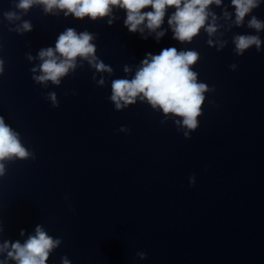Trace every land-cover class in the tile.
I'll use <instances>...</instances> for the list:
<instances>
[{
  "label": "clouds",
  "instance_id": "9594fccd",
  "mask_svg": "<svg viewBox=\"0 0 264 264\" xmlns=\"http://www.w3.org/2000/svg\"><path fill=\"white\" fill-rule=\"evenodd\" d=\"M262 0H230V6L234 8V13L223 9L225 19H234L232 23L236 27L245 25V17L250 16L247 27L254 29L257 34H237L232 37L235 45L234 53L243 56L245 51L255 46L257 52L261 51V40L259 33L264 31V21L252 15L253 11L260 7ZM223 0H13L15 10L5 11L4 19L10 24H15L10 31L24 34L33 31L30 21L24 20L23 16L34 6L43 5L45 15L57 16L63 12L64 17H73L77 20H84L86 17L91 21L107 19V24L111 26L117 17L115 10L125 12L124 26L130 33L139 32L142 38L144 31L155 33L157 42L165 35L167 29H162L167 15V24L171 29L172 38L180 43H191L201 29H203L209 39L208 45H219L220 51L226 41H214L212 37L217 33L220 25L216 23L218 17L210 6L220 7ZM151 9L145 11V9ZM169 9H174L168 14ZM59 10V11H56ZM209 17L211 21L209 22ZM16 21H20L16 24ZM96 38V34L87 30L77 32L74 28H66L61 32L55 42L54 47L42 48L37 54L41 63L31 69L32 73L39 71L40 75H33L32 79L36 83L47 86L51 81L55 85L61 83V78L68 75L69 71H75L77 58L86 60L96 72H107L111 74L113 69L106 65L96 55V46L91 43ZM28 60H32L31 54H26ZM199 59V53L195 50H178L176 47L162 49L159 54L147 53L140 62L135 75L131 78H119L111 81V96L109 99L114 103L116 110L134 105L139 97L141 102L147 101L153 109H161L165 117L169 114L182 118L174 123L182 124L188 131L183 133L186 139H190V133L198 128L197 118L201 115V106L205 101L204 93L209 91V86L203 82H197L198 73L192 67ZM82 66V65H81ZM232 70H236L237 65H230ZM127 73L130 69L125 66ZM4 72V61L0 59V75ZM96 77L93 76V80ZM98 86H103L105 81L101 77L97 81ZM214 91V88L212 89ZM47 98L52 101L53 107H59L56 93L50 92ZM164 121H161L163 123ZM119 131H129L126 127H121ZM30 153L20 140V134L10 125L5 123L3 116H0V176L6 174L4 161H11L13 158L21 160L29 158ZM34 158V157H33ZM195 176L189 178V183L195 186ZM0 224V232H2ZM20 235H25V230L21 229ZM62 243L60 238H53L43 228L37 224L35 234L28 235L27 239L21 243L19 240H4L0 243V254L4 255L0 259V264H8L15 261L16 264H46L50 254ZM140 259H146V253L138 252ZM61 264H71L67 256L61 258Z\"/></svg>",
  "mask_w": 264,
  "mask_h": 264
}]
</instances>
